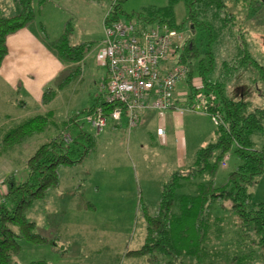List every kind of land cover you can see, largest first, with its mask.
<instances>
[{
	"label": "rangeland",
	"instance_id": "obj_1",
	"mask_svg": "<svg viewBox=\"0 0 264 264\" xmlns=\"http://www.w3.org/2000/svg\"><path fill=\"white\" fill-rule=\"evenodd\" d=\"M47 1L39 4L38 0H33V7L36 22L42 26L41 38L47 45H52L51 50H56L55 41L60 38L67 22L72 26L69 42L89 45L85 48L83 61H64L70 65V72L66 74L70 76L61 88L58 87L60 78L49 84L55 89V95L48 103L29 98L25 99L27 105L22 108L15 102L11 103L5 88L0 84V138L3 129L36 114L48 115L50 122H54L43 132L32 134L19 144L3 146L0 143V182L9 174L19 180L24 179L27 173L26 160L30 155L53 137L67 118L82 116V111L89 107L94 96L99 93L102 67L98 69L95 65L102 48L99 31L103 25L99 16L102 10L104 13L108 10V0ZM167 2L125 0L122 2L121 18L127 21V15L132 12L146 6L162 7ZM225 11L231 14L232 21H228L229 29L223 34L219 46L214 48L215 69L219 71L222 60L231 59L237 53L244 54L245 51L264 66V0H225ZM186 13L183 0L175 3V20L183 32L191 28L184 20ZM192 34L198 43L208 41L206 31L195 29ZM91 52L94 53L89 57ZM170 60L175 61L176 55L170 57ZM77 69L80 70L79 74H76ZM185 90L183 79L176 84L175 97L182 100ZM226 91L233 98L249 100L254 106H264V78L252 65L232 73L226 81ZM19 99L24 100V97ZM179 112L183 124L180 135L185 142V149L180 150V155L183 158L186 156L182 163L186 169L193 163L195 151L215 140V124L201 108L182 109ZM4 114H7V118ZM165 116V122L168 123L166 113ZM113 122L108 119L107 127L103 128L100 136H96L94 150L83 161L59 168L58 186L49 189L46 198L35 201L28 210L27 217L35 221L38 231L51 241L33 243L23 237L19 238L20 251L14 257L18 263L42 259L47 264H151L148 255L128 253L139 249L146 241L144 213L147 211L153 215L156 212L162 184L173 171L180 168L176 154L179 151L176 143L178 134L175 130L174 133L170 132V140L173 142L168 143L164 149L166 144L155 142L149 133L147 136L150 139L145 136L146 141L144 137L139 138L140 134H131L139 121L131 128L127 127L124 119L118 122L121 124L118 127H114ZM84 126L93 131L88 125ZM156 128L153 121L150 132L154 134ZM69 131L75 132L72 129ZM254 140L256 146L260 147L263 142L260 136H254ZM223 161L225 165H219L214 177L216 186L223 185L228 175L241 163L234 146ZM208 178L204 173L183 181L177 193L195 194L199 183ZM252 190L253 202L264 199V171L257 176V183ZM223 215L226 216L222 223V236L214 238L210 244L219 250L227 244L231 247L233 238V215L227 211ZM222 263L228 264V261L223 260ZM251 264L261 263L255 261Z\"/></svg>",
	"mask_w": 264,
	"mask_h": 264
},
{
	"label": "trees",
	"instance_id": "obj_2",
	"mask_svg": "<svg viewBox=\"0 0 264 264\" xmlns=\"http://www.w3.org/2000/svg\"><path fill=\"white\" fill-rule=\"evenodd\" d=\"M43 1L38 0V3L42 4ZM124 1L119 0L113 6L108 0L109 8L103 17L102 27L107 21V14L108 20L126 21L121 18ZM178 1L168 0L162 7H143L127 15V21L133 23L137 34L156 24H165L180 34L172 52L176 60L160 63V68L171 64L187 68L184 98L179 100L175 97L173 107L188 106L193 97L200 94L202 110L209 116L218 117L219 123L215 126V140L196 151L193 163L188 168L173 171L162 184L156 212L153 215L147 211L144 213L146 241L139 249L128 254L148 255L151 264H223V260H227L228 264H251L255 261L264 264V199L253 202L252 190L257 176L264 171V106H254L249 100L233 98L226 91V81L232 73L252 65L264 78V66L245 51L244 54L237 53L231 59L222 60L221 72L217 71L214 48L219 46L223 34L229 29L228 21H232L231 14L225 11V0H183L187 8L184 20L191 26L188 32H183L175 20L174 5ZM13 2L18 6L17 11L0 14V64L7 53V36L25 27L36 15L33 0ZM195 29L206 31L208 41L198 43L192 34ZM71 34L72 26L67 22L54 48L62 61H83L85 48L89 44H71ZM97 64L106 70L99 60ZM79 73L77 69L76 74ZM54 95L55 89L45 88L41 103H48ZM114 105L108 103L99 92L89 107L82 111V116L67 118L59 131L30 155L26 160L24 179L19 180L9 174L1 180L0 264H47L42 259L18 263L14 258L20 251L21 237L33 243L51 241L38 231L36 222L27 217V212L35 201L46 198L49 189L58 186L61 166L77 165L94 150L96 134L85 117L97 106H101L104 114L109 115ZM108 119L112 120L110 117ZM53 123L48 115H33L8 128L1 136L0 143L3 146L19 144L32 134L43 132ZM84 125H88L93 132L85 129ZM65 133L71 135L70 143L63 141ZM257 135L263 140L260 147L256 146L254 140ZM233 146L241 163L228 175L223 185L216 186L214 177L218 167ZM204 173L209 178L199 183L195 194L177 193L183 181ZM226 211L233 215V238L231 247L227 244L219 250L210 244L214 238L222 236V223L226 216L223 212Z\"/></svg>",
	"mask_w": 264,
	"mask_h": 264
},
{
	"label": "built area",
	"instance_id": "obj_3",
	"mask_svg": "<svg viewBox=\"0 0 264 264\" xmlns=\"http://www.w3.org/2000/svg\"><path fill=\"white\" fill-rule=\"evenodd\" d=\"M118 1L110 0L113 6ZM106 20L102 48L98 55L99 62L106 67V76L99 82L98 88L105 100L115 105L109 115L104 114L105 110L101 106H97L85 117L96 135L106 126L108 117L119 122L125 116L126 125L131 128L137 124L140 112L145 109L161 112L162 116L169 109L201 108L200 94L195 95L188 106L173 107L176 84L187 73L184 65L171 64L160 68V63L170 60L174 55L172 52L180 34L165 24L153 25L149 30L137 34L131 21L108 20V14ZM210 117L216 126L218 117ZM156 133L163 136V125L158 126ZM63 141L70 143L71 135L63 134ZM221 165L224 166L225 162ZM0 189L3 191L1 186Z\"/></svg>",
	"mask_w": 264,
	"mask_h": 264
},
{
	"label": "crops",
	"instance_id": "obj_4",
	"mask_svg": "<svg viewBox=\"0 0 264 264\" xmlns=\"http://www.w3.org/2000/svg\"><path fill=\"white\" fill-rule=\"evenodd\" d=\"M50 1L51 0H48L47 2ZM17 9L18 6L13 2V0H0V14L8 15V13L17 11ZM105 13L104 10H102V12L100 13V22H102ZM41 30V23L38 26L35 17L25 27L9 34L6 38L7 53L2 63L0 64V84L5 88V92L7 93L6 95L9 96V100L11 101V103L14 104L15 102L22 108L27 105V101L25 99L28 100L29 98H33L35 101L41 102L40 100L43 90L45 88L51 87V85L49 84L57 78H60L58 87L61 88V85L63 84V82H65L68 76L66 74H69L70 72V65L62 61L59 58L57 51L51 50V48H53L52 45H47L45 40L41 38ZM99 33L101 34L100 40H102L101 38H103V27H101V32L99 31ZM93 53L94 52L89 53L88 56L91 57ZM95 65L98 67V69L99 67H102L99 64H96V62ZM105 74L106 70L102 67V71H100V80L105 76ZM15 95L17 97H15ZM20 97H24V100L19 99ZM155 111L152 109L142 110L139 114L138 126L132 131L131 134L133 136H137V134H140L141 136L139 138L142 139V137L145 138V136H147V134L149 133L150 138H152L153 140L154 137L155 142L162 143V145L166 144L164 146L165 149L168 143L172 144L171 142L173 141L170 140V132L173 131L174 133L175 130V132L178 134V137L176 138V143L179 150L178 153H176L178 155L177 160L180 164L179 169H183L184 167H182V163L185 160L186 156L184 155L183 158L180 155V150L182 151L183 149H185V142L184 140H182V136L180 135V133H182L183 131L181 112H179V110L169 109L163 112L162 119V116L160 115L161 113L159 112V114L157 113V111ZM165 113L167 114V118L169 119L168 123L165 122ZM158 114L160 116H158ZM4 117L7 118V114H4ZM122 119H124L126 122L125 116H123ZM22 120H20L19 122H21ZM153 121H155L157 128L160 124L164 126L163 136L157 135V128L154 134L153 132H150L151 129L149 128L150 125L153 124ZM165 123L169 125L168 128L167 126H165ZM112 125L114 127L121 126V124H118V122H113ZM6 130L3 129L4 132ZM101 134L102 132H100L96 136H100ZM146 140L147 138H145V141Z\"/></svg>",
	"mask_w": 264,
	"mask_h": 264
}]
</instances>
